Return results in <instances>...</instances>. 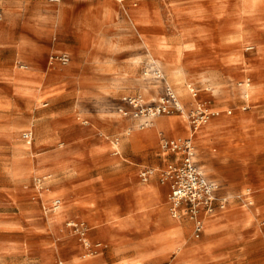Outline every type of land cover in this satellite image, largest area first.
<instances>
[{
    "label": "rangeland",
    "instance_id": "1",
    "mask_svg": "<svg viewBox=\"0 0 264 264\" xmlns=\"http://www.w3.org/2000/svg\"><path fill=\"white\" fill-rule=\"evenodd\" d=\"M71 1L61 5L64 16L55 29L57 7L46 0H0L5 10L0 95L11 99L9 115L0 113V127L13 129L9 145L2 143L9 151L0 154V264H184L173 256L161 262L136 254L156 230V216L143 226L129 206L138 183L146 180L145 168L125 145L120 156V144L116 155L104 140L121 141L124 134L117 129L124 125V130L132 127L136 145L142 133L133 130L144 118L134 116L129 98L158 104L168 85L185 112L152 116L147 126L162 116L172 118L175 127L161 128V135L189 137L187 110L200 103L218 106L220 114L211 115L194 135L196 161L218 182L220 194L254 192L252 209L235 198L233 208L252 216L245 225L227 228L224 247L232 257L204 264H264V214L258 215L264 207L256 186L264 180V0H131L124 1L126 7L118 0L111 5L98 0L87 8ZM81 21L96 29L102 40L98 50L77 47L73 36ZM152 34L158 38V55L147 40ZM77 40L81 46L91 44L86 32ZM51 49L69 50L72 61L50 63ZM178 66L185 89H178L171 75ZM131 67L135 71L129 72ZM52 70L59 75L41 82L40 75ZM247 77L252 101L243 109L247 102L240 82ZM183 125L187 134L180 131ZM27 130L33 131L29 145L23 137ZM56 197L62 199L57 210ZM209 222L198 239L192 230V239L209 236Z\"/></svg>",
    "mask_w": 264,
    "mask_h": 264
},
{
    "label": "crops",
    "instance_id": "2",
    "mask_svg": "<svg viewBox=\"0 0 264 264\" xmlns=\"http://www.w3.org/2000/svg\"><path fill=\"white\" fill-rule=\"evenodd\" d=\"M64 1L65 0H46V3L48 5L57 7V9L53 13L55 29H57L59 26L60 18L64 16V10L60 9L61 5L63 6V4L65 3ZM69 1L72 2L71 0ZM80 1L84 8L90 7L91 5L95 6L96 3L98 2V0H80ZM111 1L116 2L117 0H109L108 3L110 5H111ZM124 1L131 2V0H118V2H122L123 5L125 6ZM0 6L3 8L1 4ZM100 6L101 4L99 3L97 7H100ZM66 15L69 17V22L74 20L72 14L70 15L69 13L66 12ZM133 15H134L133 18L135 20V24L136 23L139 24L141 20H138V17H137L138 15L136 11L133 12ZM4 18H5V10H4ZM4 18L0 22V25L4 22ZM134 20H133V23H134ZM99 23H101V21ZM79 26L80 27L77 28V31L75 35L73 36L77 47L81 50L83 49H90V51L98 50L101 47L102 40L100 36H97L96 31H95L96 29L89 28L87 23L86 25H84L83 21L80 22ZM81 32H86L89 34V37L91 39L90 45L88 46L80 45V43L77 40V36ZM56 37H57V30H55L53 33V38L56 39ZM141 39L144 41V38L142 36H141ZM147 40L152 44L151 50L153 51V53L158 55L160 51L157 48L158 46L157 36L153 34L149 35V37H147ZM53 47H54V44L51 46V48ZM51 50L52 51L49 53V55L53 52L66 51L70 54L71 58L73 59V54L69 50H60V51L58 50L54 51V49H51ZM72 59L70 60V62L72 61ZM136 60L139 61V58H137ZM130 71L131 72L135 71V67H131L129 69V72ZM6 72L7 74H10L9 71H6ZM58 75L59 73L56 70H52L45 75L44 74L40 75V81L45 83V81H47V78H53L54 76L56 77ZM160 75H162V73ZM27 76L31 78L32 77L31 72H30V75H27ZM244 83L251 84L250 78L247 77L244 80ZM244 96L246 98L247 103L242 105V108L246 109L248 104H250V102L252 101V99L249 98V94L247 92H245ZM250 97H251V93H250ZM10 104H11V99L0 95V113L9 115L10 107L6 105H10ZM217 107L218 106H211L210 109L214 110V109H217ZM6 108L8 110H6ZM229 110H228V113H231L232 110L231 112H229ZM226 118L227 117L224 116L222 120H224L225 122L230 121V119H226ZM244 118L245 117L242 118L243 122L245 120ZM172 120L174 121V123H172ZM121 123L123 122L121 121ZM175 124H176L175 119L162 116V117L157 118L155 121H153L152 124H150L151 126L149 125L150 127L147 126V127H141V128L134 129L133 132L137 131L138 133H142V137L137 142L136 145H133L129 135H125L126 133H125L123 124H121L123 125L121 126V129H119V127L117 129L118 132H121V134H124L121 141H119V144L121 147L120 156H123L122 145H125L126 150L129 151V153L133 155L132 157H135L136 159H138V164L140 166H142L143 168L152 167L155 169V171L149 176L147 180H144L138 183V191L134 194V202L129 204V206L132 209L131 211H133L135 215L140 218V224L143 226L144 225L147 226L152 221V218L154 216L157 217L155 220L156 230L153 232V234L150 237V240L148 241L150 243L148 244L146 249H141L137 251L136 254L141 258H145V257L159 258L161 262L164 261L166 257L173 256L179 259L184 264H204L209 261H214V262L228 261L232 257V255H231V252L227 248L224 247L225 243L229 241L228 239L229 231H231V230H228L227 228L231 227L232 229H234V228L240 227V225H245L251 219V216H252L251 212L243 210V209L240 210V209L233 208L237 200L235 199V197L234 199L232 197L228 206L225 209H222V210L220 209L216 211L215 213L206 217L205 228H206V224L209 222L208 220H210L211 222H209L210 226L208 227V231H207L209 236H207L203 240L192 239V234H191V231L193 230V220L192 219H190L188 216L175 217L172 214H170L171 213L169 210L170 201H167L166 196H165L167 183H162L159 180V173H160L159 171L160 169L165 167L167 162L173 159L175 155L173 153L164 152L161 149L160 131L162 130L161 128L165 129V127L173 128L175 127ZM185 126L186 125H183L180 131L182 133L187 134L188 132L186 131ZM188 127H189L188 136H190L192 134L190 121L188 122ZM10 128H11L10 126L9 127L7 126L6 129L0 127V154L6 151H9L10 147L5 146V144H2V143L8 144L13 138V131H12L13 129H10ZM213 128H214V125L212 123L211 125L206 127V130L209 131V130H212ZM130 129H132V127H130ZM103 131L104 132L108 131V128H104ZM47 132H48L47 133L48 135L49 134L48 128H47ZM196 133L197 131H194L193 134L195 135ZM29 143H32V140L30 142L29 141L27 142L28 145ZM46 171L50 172L51 170H48L47 168ZM263 183H264V180L263 181L260 180L256 182V186L260 190V193H257L258 199L262 200L261 206L264 207V187H262ZM253 193L254 192H252V194ZM57 199H59L62 202L61 197H56L53 201ZM158 203H161V205H158ZM253 204L249 206H247V204L245 205L247 206V208L250 209ZM261 214H264V212L258 211V215H261ZM149 215L151 216V218L148 217ZM170 215H172L173 218L170 217ZM148 219H149V223L144 224V222H147ZM224 248L227 250H225Z\"/></svg>",
    "mask_w": 264,
    "mask_h": 264
},
{
    "label": "built area",
    "instance_id": "3",
    "mask_svg": "<svg viewBox=\"0 0 264 264\" xmlns=\"http://www.w3.org/2000/svg\"><path fill=\"white\" fill-rule=\"evenodd\" d=\"M3 18L4 10L0 6V22ZM49 60L50 63L59 62L65 65L70 62L71 56L68 52L51 53ZM157 73L159 74V71ZM192 89L193 95L196 96L197 90ZM129 101L135 107L134 116L144 118L141 127L147 126L149 118L152 116L170 113L174 109L185 112L184 106L170 85L167 86V95L162 96L158 104L146 105L142 97H130ZM121 111L124 114L129 113L126 108H121ZM187 112L194 127L208 122L210 116L214 115L209 113L202 103L194 109L187 110ZM23 136L30 142L33 138V131L27 130L23 133ZM160 147L164 152L175 155L173 159L167 162L165 167L160 169L161 181L168 183L170 186V211L175 217L188 216L193 220V234L195 237L199 238L204 232L206 217L220 209H225L231 197L241 199L247 205L253 204L254 199L250 188L233 196L218 192L220 190L218 182L209 179L196 161V148L191 136L181 138L162 134ZM154 171L155 169L152 167L145 168L142 171L144 179L147 180Z\"/></svg>",
    "mask_w": 264,
    "mask_h": 264
},
{
    "label": "bare ground",
    "instance_id": "4",
    "mask_svg": "<svg viewBox=\"0 0 264 264\" xmlns=\"http://www.w3.org/2000/svg\"><path fill=\"white\" fill-rule=\"evenodd\" d=\"M144 6H140V10L139 11H144ZM183 42V41H182ZM153 57H154V55H152ZM233 60V59H232ZM136 61H138V60H136ZM177 62V61H176ZM234 64V63H233ZM236 64V63H235ZM231 65V64H230ZM23 67V66H22ZM247 67V66H246ZM183 70V69H182ZM182 70L179 68V66H178V68H174L173 70H172V73H171V75H172V78H173V80L175 81V83L178 85V89H181L182 87H183V89H185V85H184V75H183V72H182ZM159 74H161V73H159ZM240 85H242V88H243V92H244V94H245V92H247L248 94H249V97H250V93H251V89H253L252 87V83L250 84H248V83H244V81H242V82H240ZM188 87H190L191 86V84H188L187 85ZM211 87V86H210ZM209 88V87H208ZM190 90H193L192 88H190ZM195 97V96H194ZM109 103V102H108ZM207 108V111L209 112V113H211V114H214V115H217V114H219L220 113V110H216V109H214V110H212V109H210V108H208V107H206ZM113 110V109H112ZM229 112H231V110H229ZM190 124H191V121H190ZM202 125V124H201ZM201 125H197L196 127H194L192 124H191V129H192V134L190 135L192 138H194L193 137V133H194V131H198L199 130V128H200V126ZM135 126H139V124L138 125H135ZM149 126V125H148ZM151 126V125H150ZM149 126V127H150ZM43 127V125H41V128ZM117 127V126H116ZM44 132V131H43ZM119 133V132H118ZM125 133L126 134H128L129 136H130V138H131V141L132 140H134V135L132 134V129H130V127H128L126 130H125ZM164 135V134H163ZM189 136V137H190ZM104 140L106 141V140H109V141H107L109 144H111V146L114 148V153L117 155V154H119V152H120V149H119V139L117 138V139H111L110 137H108V136H105V138H104ZM41 157V156H40ZM39 157V158H40ZM58 202H60V200L59 199H57V200H55L54 201V203H53V205H54V207H55V209L57 210L58 208H60L61 206L58 204ZM66 211V210H65ZM55 214V213H54ZM172 214V213H171ZM68 215H69V213H68ZM173 215V214H172ZM180 222V221H179ZM184 224V223H183ZM49 225V224H48ZM50 227V226H49ZM67 227V226H66ZM51 229V228H50ZM9 241H11V240H9ZM86 242L87 243H89L88 242V240H86ZM15 245H17V244H15ZM9 247V246H8ZM61 263H62V261H61Z\"/></svg>",
    "mask_w": 264,
    "mask_h": 264
}]
</instances>
